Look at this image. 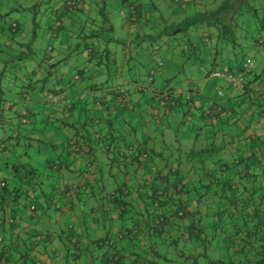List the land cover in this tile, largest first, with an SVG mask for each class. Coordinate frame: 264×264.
<instances>
[{
    "label": "crops",
    "instance_id": "obj_1",
    "mask_svg": "<svg viewBox=\"0 0 264 264\" xmlns=\"http://www.w3.org/2000/svg\"><path fill=\"white\" fill-rule=\"evenodd\" d=\"M79 1V9L51 8L48 21L56 24L58 20L63 26L53 32L54 46L38 61L27 56L16 70L20 83L28 88L16 106L26 109L28 121L14 138L13 132L0 138V264H103L112 250L121 255L119 264H154L147 256H157L154 238H179L189 251L211 238L218 252L226 255L234 250L242 255L260 235L264 237V225H257L264 216V101L251 100L248 94L238 97L223 81L220 86L226 98L209 96L186 79L184 88L175 85L169 90L177 102L175 110L157 107L150 102L149 92L138 95L134 91L138 80L131 78L127 65L129 41L126 46L125 38L112 35V28L108 42L123 45L120 60L117 50L100 48L102 38L91 36L103 28L90 16L96 0ZM107 1L116 7L113 19L127 33V40L149 32L151 4L144 0H105L102 4ZM180 1L197 9L204 5L198 0ZM131 7L139 8V18H133ZM11 22L18 28L15 19H9L8 25ZM260 24L264 27V21ZM75 26L84 30L82 36L76 31V38L82 37L83 44L89 42L94 55L87 54L85 47L76 49L75 57L83 59L60 68V62L67 59L65 50L72 46L67 33ZM251 30L254 36L245 32L238 44L223 47L231 49V56L224 60L216 59L215 50L213 59L199 65L201 76L208 77L211 67L234 68L243 59L251 60L255 77L250 86L264 91V71L256 69L264 62V39ZM211 35V29L200 25L188 29L184 38L177 37L179 54L187 52L189 43L196 44V49L214 50ZM204 37L208 38L205 47L201 44ZM258 38L263 40L261 45ZM0 40L9 44L1 26ZM135 46L137 52L142 47ZM151 47L157 46L148 49L154 63ZM153 63L137 83H144L151 73L152 88H171L162 73L155 74L156 68L161 70ZM124 71L129 78L123 77ZM75 73L77 80L72 79ZM55 75L61 81L57 86L73 102L70 109L43 102V92L55 83ZM120 78L133 89L128 91L126 85L115 82ZM118 87L124 93L117 94ZM192 93L199 101L189 108L184 95ZM205 100L222 106L216 117L201 113L198 104ZM180 120L186 123L184 135H190L186 145L179 143L175 131ZM202 131L205 139L197 145L194 141ZM207 138L210 149L205 146ZM200 148H204L201 157L192 154ZM142 153L147 156L142 158ZM158 216L162 220L156 223Z\"/></svg>",
    "mask_w": 264,
    "mask_h": 264
},
{
    "label": "rangeland",
    "instance_id": "obj_2",
    "mask_svg": "<svg viewBox=\"0 0 264 264\" xmlns=\"http://www.w3.org/2000/svg\"><path fill=\"white\" fill-rule=\"evenodd\" d=\"M63 1L64 0H0V26L3 27V35H5L7 38H9V36L11 35L9 29L7 28V25L9 19L13 18L17 21L19 30L14 35V37H16L15 41L23 44V47H19L15 42L11 46V49H9L5 48L4 44L0 43V85L3 90V98L7 100V102L16 99V92L18 91L20 81L17 82V80H19L18 74L15 70H11L9 64H4L3 59H7L12 55H17L19 51L24 52L26 45L32 46L33 56L31 57L36 61H38V57H41L42 54L47 53L50 47L54 46L53 30L54 25H56L54 24L55 22H53V20L52 22L48 21L49 12L55 5H58V7H60V3H63ZM221 1L222 0H212V4L210 5H218ZM144 2L147 5H150L152 2L156 5V9L154 11V9L150 8L151 13L153 14L151 23L149 24L151 25V28L149 30V32L151 33V37L148 38L146 36V39L140 40L139 45H142V47H140L141 51L139 50L138 52L133 50V48L136 47L134 35L131 36L129 40H127V33L122 30L117 21L113 19V14L115 13L116 7L111 2L109 4V2L107 1V3L105 2L103 5V11L106 13L107 20H104V18H102V15L100 14L101 12L99 10L101 9L100 7L93 8L92 6V9L90 10V16L92 14L93 18L101 22L100 26L105 28L106 25L111 24L113 30L115 31V33H112L113 36L125 38L124 42L126 46L128 45L129 41V53L131 57L127 65L129 66L130 74L133 73L131 75V78L139 81L145 76L146 72L150 69V66L153 63L152 56H150L148 51L151 45L149 43L157 44L158 52L156 54L163 65L159 67V69L161 70L160 73L157 68L155 69V71L157 70L155 74L162 73V77L167 78L165 83L171 86L179 84L182 88H184L186 79H188L193 81L194 84L198 85L204 92V94L208 93L209 96L216 95L217 97L215 86L220 85L221 79L212 76L202 77L199 70L200 62H198V59H213V56H215L214 51L217 50L216 59L222 58L224 60L227 56H231V47L223 48L225 45L220 43L217 44V47L214 50L209 48L202 50L197 49L198 51L196 55L189 53L181 56L178 52V42L176 41V38H173V34H171V32L163 33V22H180L183 18L192 16L193 13L197 11V8H195V6L192 4L180 5L181 1H179L178 4H174L171 0H144ZM263 2L264 0H247V3L255 6L257 10L259 9L258 11L261 10L264 12V10H262V5H264ZM11 9H14L15 13H13V11L10 12ZM224 12L226 14L224 17H228L230 11L225 10ZM109 13L111 15L110 17L108 15ZM6 14H9V16H7ZM237 19L240 23H242L240 24L241 28H244L246 30L253 28L254 30L258 31L259 36L264 39V27L261 26L259 20L253 17V19L250 21L248 20V17H246V15H243V13L239 14L237 16ZM103 28L100 29L101 31L99 32V37L102 38V40H99V46L100 48H107L111 52L117 50V52H115L117 54L116 58L118 60L119 52L123 51V45L119 42H108V39L111 38V32L105 31V29ZM76 31L77 34H81V31L84 30L78 31L76 30L75 26L72 30H70L69 33H67L68 35H70V39L68 40L70 41V46H72L70 50H65L64 54L65 56H67V59L63 61L64 63L60 62V65L58 64L60 68H62L63 65H65L64 68H66L69 65L71 66L72 64H77L75 60L79 61L83 59L81 58V56H79L78 58L75 57V55L78 54L74 55L73 52L76 49L78 51L82 50V48L88 45L89 42H84L85 44H83L82 37L76 38ZM144 31H146V29ZM179 38H184V36L180 34L178 35V39ZM75 43L77 44L76 46H74ZM198 43L199 42H197V44ZM226 45L229 46L228 44ZM106 57L107 56L105 53L100 56L103 61ZM127 65L125 66V68H127ZM256 67L258 71H264V62L259 63ZM13 75H16L18 79L15 80ZM75 75L76 73L72 75V79L75 77ZM122 75L126 79L129 78V75H127L125 71ZM123 79H115V82H120L118 84L124 87L126 84L123 83ZM159 79L160 78L155 80V82H159ZM126 87L128 91H131L133 89L132 84L129 86L126 85ZM9 113L12 114V121L16 123L15 120L17 119L13 117V113L11 111ZM183 123H185V121L183 122L180 120L178 121V123L176 122L175 131L179 136V143L181 145H186L188 143V139L185 138L188 135H184L186 130V123L184 125ZM24 125L25 124L19 125V131L21 130L20 128ZM191 128L192 126L189 129ZM168 133L171 134V131L167 130V134ZM1 134L3 133L0 131V138L4 137ZM204 134L202 131V133L199 135L198 139L194 141V143L199 145L200 142L205 139L203 136ZM188 137L190 138V135ZM4 140H6V138H4ZM205 142V146L207 145V148H209V146L211 145V140L207 138V141L205 140ZM198 164L199 163H197L196 160L193 162V165L195 166H197ZM195 170L196 172H198V169ZM190 178L193 180L196 178L193 170L190 173ZM154 240L157 243V247L159 248L157 256L153 257L152 255H147L150 260L155 262L154 264H245L249 261H253L264 256V242L259 241L251 243L249 251L246 249L245 252L243 251L244 253L242 255H239L236 252L233 253L234 250H229L225 255L223 251L222 253L218 252L217 248L212 247L213 242L211 238H208L207 241H205L200 247L197 244L190 251L183 245L182 240L179 238H176L174 241H170L167 238H154ZM232 248L235 249V247ZM214 252L218 254L216 255ZM223 255H225L226 258L223 257ZM217 256L222 258H219ZM215 258L218 260H214Z\"/></svg>",
    "mask_w": 264,
    "mask_h": 264
},
{
    "label": "trees",
    "instance_id": "obj_3",
    "mask_svg": "<svg viewBox=\"0 0 264 264\" xmlns=\"http://www.w3.org/2000/svg\"><path fill=\"white\" fill-rule=\"evenodd\" d=\"M74 1L76 3L80 2L78 0H74ZM104 1L105 0H96V4H97L98 8L99 7L101 8L99 10L101 12L100 14L102 15V18H104V20H107L106 13L103 11L104 7H103L102 3ZM171 1L174 4H178L180 0H176V1L175 0H171ZM198 1H199L200 4L204 3V5L202 7H200L199 9H197V11H195L192 16L185 17L180 22H177V23L163 22L164 23V27L162 28L163 33H170L171 32V34H173L172 35L173 38H176V40H177L178 35H180V34L184 35V33H186V31L188 29H192L195 26L200 25V26H203L206 30L207 29H211V34H212L211 37L213 39V42H211L212 45L210 44L211 47L216 49L217 44H220V43H222L225 46H227L226 44H228L230 47H233L234 45L238 44L239 40L244 38L245 32L249 31L248 33L251 32V34H252V30L251 29H247L246 30V29L240 27V24H242V23H240L238 21V19H237V16L239 14L243 13V15H246V17H248V20H250V21L253 19V17L255 19L259 20V22L264 21V12L261 11V10L258 11L259 9L257 10L255 8V6H253L252 4L247 3V0H222L218 5H215L214 8H212V9H207L206 8V5L207 4L210 5L212 3L211 2L212 0H198ZM151 5L153 6V7H151V9H154L156 7L155 4L151 3ZM31 7H33V6H31ZM262 7H263L262 10H264V5H262ZM62 8H65L67 11H71L73 9H79L80 6L76 7V8L70 7L66 3V0H64L63 3L61 2L60 7H58L59 10H61ZM151 9H150V11H151ZM225 10H229L230 11L228 17H224L226 15L225 12H224ZM131 14H132L133 18H137V17L139 18L141 13H140L139 8L131 7ZM12 24H14V25H12ZM106 26H108V27L105 29V31L109 30L111 32L112 25L108 24ZM62 27H63L62 24H60V22L57 20L56 21V25H54V30L53 31L61 30ZM7 28L10 30V33H11L9 38H7L5 36L6 39L8 40L9 44H5L3 42V40L2 41L0 40L1 41L0 43L4 44L5 48L11 49V46L16 42L15 40H13V36L18 31V28H17V25L15 23H13V22H11L8 25ZM148 28L150 29V26ZM100 31H101L100 29H97L96 33L92 34L91 36L98 38ZM146 36L148 38H150L151 37V33L150 32H146L145 36L143 38H139L138 35L134 36L135 45H139L140 44V40L146 39ZM207 39H208L207 37L206 38L204 37L203 38V42L201 43L202 45H204V47L206 46V44L208 42ZM262 41L263 40H261L260 38L256 39V42L259 45H261L263 43ZM10 42H13V44L10 45ZM16 44L19 47H23L22 43L16 42ZM149 44H151L150 46H153V45L157 46V44H152V43H149ZM197 47L198 46L196 44H193V43L190 44L189 43V48L187 49V52L185 54L192 53V54L196 55L197 51H198L196 49ZM24 50H25L24 52L19 51V53L17 55H12V56H9V58H7V59H3L4 64H6V65L9 64L10 67H11V70H15V71L17 70V68L22 67L23 60L27 56H30V57L33 56V48H32L31 45H26V48ZM85 50H86L87 54L94 55L95 49H92L90 46L86 45L85 46ZM151 50L154 53L155 57H157V59L155 58V61H154L155 64L154 65L156 67H160V65H162V62L159 60V58H158V56L156 54L158 52V46L155 47V48L151 47ZM106 52L107 51H104L105 54H106ZM205 61H206V59H204V58L198 59V62H200V64L205 62ZM213 61H215V60H212V62H211L212 65H213ZM244 61H246V60L243 59L242 61H240L237 65L233 66L234 68L229 67V66L223 67V68H226V70L229 71V72L233 71V70L236 71V70L240 69L241 64ZM158 63H160V65ZM219 68H221V67H218V66L217 67H211L210 69L207 70L208 71V75H209L211 70L219 69ZM13 76H14L15 80L18 79V78L20 80V75H18L19 76L18 78H17L16 75H13ZM49 77H50V74L48 73L46 75V79L49 78ZM254 77H255V74H254V65H253L251 72L249 74L245 75L244 83H242V87L241 88L233 87L229 83L224 81L223 79H221V81H223L225 83V85L229 89L237 91L239 93L237 95L238 97L248 94L247 97H249L251 100H255L256 102H262V101H264V93H263L264 91L261 90V89L259 91L254 90V87L258 88L257 85L250 86L251 85L250 83L253 82V78ZM77 79H78V74L76 73L74 80H77ZM19 80H17V82ZM152 81H153V76H152L151 73H149L147 75L146 81L144 83L143 82L134 83L135 84L134 85V91L138 95L144 94L146 92H149L150 96H151L150 97V102L154 103L157 107L162 108V109H166V110H170V108H172L173 110H175V108H176L175 105H176L177 102L174 101L173 96H171L170 93H169V90L172 89L174 86H171V88H168L166 90H163V89H160V88L159 89H154V88H152L150 86ZM54 82L55 83L53 85H51V87L46 88V90L43 92V102H45L48 105H61L62 106V102H51V101H48L47 98H46V95L48 93L57 94L58 92L63 91V90H60L61 87L60 88L58 87V86H60V83H61L60 77L55 75L54 76ZM138 84L142 85L144 90H137L136 88H137ZM179 86L180 85L178 84L177 87H179ZM118 88H116L117 94L119 93L117 91ZM26 89L28 90L27 85L20 83L18 91L16 92V99H13L12 101L7 102V100H5L3 98V90H2L1 85H0V131L2 133L13 132V134H12L13 138H14V136L17 133L19 125L20 124H25L26 125V123L28 121V115H27L26 109L16 106V105L20 104V102L26 97V95H25V94H27ZM122 90L123 91L121 93H124V89L123 88H122ZM176 92L178 93V91H176ZM217 97L218 98H226L223 88H222V95H218L217 94ZM184 98L186 100L187 107H189V108H191L192 106H195L197 104V102L199 101V97H198V95L196 93H192V94H189V95L186 94V95H184ZM68 101L69 102L67 104H63V106L66 107L67 109H70L72 107V105H73V102H71V100H69V99H68ZM198 105H200L201 113L204 116H206V117H216V115L218 114V112L222 108L221 105H219L217 103H214V101L212 102V101H209V100H205L203 103H200ZM12 107H17V109L16 110L13 109V112H12L13 113V117H15L17 119V120H15L16 123L12 121V114L9 113L10 109H12ZM214 108H215V111L213 112ZM20 110H24V115H22V117L24 118L23 122L21 121L22 117H21ZM5 113H9V114H5ZM8 115H10V116H8ZM7 137H9V136L7 135ZM68 143H70V142H68ZM1 146H2V144H0V147ZM258 146H261V144H259ZM203 150H204V148H200L198 150H193L192 154L193 153L194 154H198L199 153L198 155L201 157V153L203 152ZM146 156H147L146 153H142L141 154L142 158H144ZM262 157L264 158V156H262ZM177 187H178L177 185H175V184L173 185V188L176 191H178ZM180 187H181V185H180ZM1 190L2 189H0V191ZM153 202L156 204L155 201H153ZM178 212H179V215L182 214V210H178ZM261 219L262 220L259 219V221L257 222L258 226H263L264 225V222H263L264 221V216L261 217ZM161 220H162L161 216L156 217V223L160 222ZM255 241L264 242V237H262L260 235L258 237V240H255ZM249 248H250V246H248V248H247L248 251H249ZM112 253L113 254L111 256L115 257V258L112 259L113 264H119L118 261L120 260L121 255L119 253H117L116 251H113V250H112ZM108 256H110V254L109 255L107 254L104 257L105 259H104L103 264H107L108 263L107 262ZM135 264H139V263H135ZM245 264H264V256H262L261 258H258L256 260L249 261V262H247Z\"/></svg>",
    "mask_w": 264,
    "mask_h": 264
},
{
    "label": "built area",
    "instance_id": "obj_4",
    "mask_svg": "<svg viewBox=\"0 0 264 264\" xmlns=\"http://www.w3.org/2000/svg\"><path fill=\"white\" fill-rule=\"evenodd\" d=\"M66 3L70 7H73V8H76V7L80 6V4L76 3L74 0H66ZM12 25H14V24H12ZM158 64L160 65V63H158ZM252 67H253V61L246 60V61H244L241 64L240 69H238L236 71L233 70V71L229 72V71L226 70V68L221 67L219 69L211 70L210 73H209V76L218 77L220 79H223L224 81H226L227 83H229L233 87L241 88L242 87V83H244L245 75L249 74L251 72ZM136 89L137 90H144L143 86L140 85V84L137 85ZM215 89H216V93L218 95H222V88L219 85L215 86ZM254 90L259 91V89L257 87H254ZM117 91L119 93H121L123 90H122L121 87H119L117 89ZM46 98H47L48 101H51V102H62V104H67L69 102L68 99L65 97L63 91L58 92L57 94L48 93L46 95ZM215 108H214L213 112L215 111ZM20 113H21V117H22V115H24V110H20ZM21 121L22 122L24 121L23 117H22ZM112 254L113 253L111 252L110 256H108V258H107V262L108 263L107 264H113L112 259L115 258V257H112L111 256Z\"/></svg>",
    "mask_w": 264,
    "mask_h": 264
}]
</instances>
